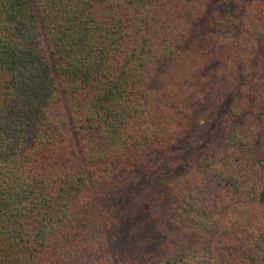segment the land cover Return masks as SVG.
I'll list each match as a JSON object with an SVG mask.
<instances>
[{"label": "trees", "instance_id": "trees-1", "mask_svg": "<svg viewBox=\"0 0 264 264\" xmlns=\"http://www.w3.org/2000/svg\"><path fill=\"white\" fill-rule=\"evenodd\" d=\"M188 258L264 264V0H0V264Z\"/></svg>", "mask_w": 264, "mask_h": 264}, {"label": "rangeland", "instance_id": "rangeland-1", "mask_svg": "<svg viewBox=\"0 0 264 264\" xmlns=\"http://www.w3.org/2000/svg\"><path fill=\"white\" fill-rule=\"evenodd\" d=\"M217 56H218V58H219V53H217ZM213 65L211 66V69H210V71H211V74L213 75V80L211 81V83H213L214 85H215V87L213 88V91H212V93H211V95H208V97L211 99V97L213 96V95H215V94H218V93H221V88H222V86H223V83L224 82H226L227 83V81H226V79H225V77L223 76V77H218L217 76V74H218V72H219V70L220 69H222L223 71H225V72H230V68L229 67H225L224 65L222 66V64H218V61H213ZM211 65V64H210ZM232 77V76H231ZM221 87V88H220ZM218 105H216V104H211L209 107H208V109H206V112H205V115L203 114V115H201V117H200V122H199V126H202V125H206L207 123H206V121H207V119H208V117H209V114H212L213 112H215V111H218V107H217ZM226 110V109H225ZM222 113L224 112L223 110H220ZM222 113H221V115H218V117H219V119H220V117L222 116ZM222 118V117H221ZM223 126H222V122H219V123H217L215 126H214V128H213V130H214V133H217L218 134V132H219V129L220 128H222ZM212 135H210V137H211ZM205 144V143H204ZM204 146V145H203ZM202 146V147H203ZM200 148V149H198L199 150V162H201L202 161V159L204 158V160H205V158L206 157H213V154H214V152H218L219 150H223V152H225L224 150L226 149V148H228V145H226V142H225V140L223 139V137L222 138H218V140L214 143V144H212V145H208V148H206L207 147V145H206V147H203V148ZM206 148V149H205ZM205 150V151H204ZM190 153H192V149L190 150ZM211 161H212V158H211ZM210 161V162H211ZM209 162V163H210ZM214 169L213 170H211V172H212V174H213V176L215 177V178H217V179H223L225 176H226V174H227V170H226V168H237V167H234V166H228V165H225V166H223V165H219V166H217V167H213ZM215 168H218V169H215ZM231 170H228V172H230ZM184 262H187L188 264H194V261H193V259H191V258H188V259H185L184 260Z\"/></svg>", "mask_w": 264, "mask_h": 264}]
</instances>
